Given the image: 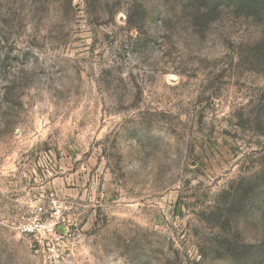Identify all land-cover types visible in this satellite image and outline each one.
I'll list each match as a JSON object with an SVG mask.
<instances>
[{
    "label": "rangeland",
    "instance_id": "1",
    "mask_svg": "<svg viewBox=\"0 0 264 264\" xmlns=\"http://www.w3.org/2000/svg\"><path fill=\"white\" fill-rule=\"evenodd\" d=\"M53 251L264 264V0H0V264Z\"/></svg>",
    "mask_w": 264,
    "mask_h": 264
},
{
    "label": "built area",
    "instance_id": "2",
    "mask_svg": "<svg viewBox=\"0 0 264 264\" xmlns=\"http://www.w3.org/2000/svg\"><path fill=\"white\" fill-rule=\"evenodd\" d=\"M40 224L37 222V220L35 219L33 221V223L29 226V229H27L28 232L32 233L36 230V228H39ZM42 227V226H41ZM49 263L52 264L53 262H56L58 260V256L55 255L54 251L51 252V254L49 255Z\"/></svg>",
    "mask_w": 264,
    "mask_h": 264
}]
</instances>
